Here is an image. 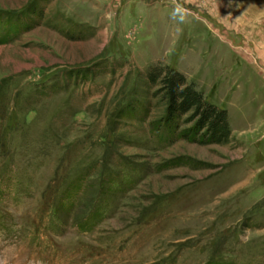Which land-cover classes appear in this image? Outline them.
I'll use <instances>...</instances> for the list:
<instances>
[{
  "label": "rangeland",
  "instance_id": "obj_1",
  "mask_svg": "<svg viewBox=\"0 0 264 264\" xmlns=\"http://www.w3.org/2000/svg\"><path fill=\"white\" fill-rule=\"evenodd\" d=\"M0 264H264V0H0Z\"/></svg>",
  "mask_w": 264,
  "mask_h": 264
},
{
  "label": "trees",
  "instance_id": "obj_2",
  "mask_svg": "<svg viewBox=\"0 0 264 264\" xmlns=\"http://www.w3.org/2000/svg\"><path fill=\"white\" fill-rule=\"evenodd\" d=\"M146 83L153 87L151 94L159 97L163 103L164 118L168 125L175 127V120L182 117L183 122L190 121V126L179 129V135L192 138L198 134L200 141H222L228 135L226 114L205 101L192 82L185 81L178 70L163 67H150L146 73ZM193 133L192 135H190Z\"/></svg>",
  "mask_w": 264,
  "mask_h": 264
},
{
  "label": "crops",
  "instance_id": "obj_3",
  "mask_svg": "<svg viewBox=\"0 0 264 264\" xmlns=\"http://www.w3.org/2000/svg\"><path fill=\"white\" fill-rule=\"evenodd\" d=\"M18 15H21V14H18ZM16 16H17V15H16ZM16 16L13 17L15 20H17V19L15 18ZM19 18L21 19V17H19ZM20 19H19V21H20ZM19 21H18V22H19Z\"/></svg>",
  "mask_w": 264,
  "mask_h": 264
}]
</instances>
